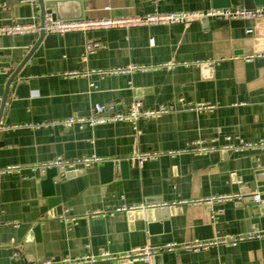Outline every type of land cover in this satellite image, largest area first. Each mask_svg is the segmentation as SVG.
Wrapping results in <instances>:
<instances>
[{
    "label": "crops",
    "instance_id": "obj_1",
    "mask_svg": "<svg viewBox=\"0 0 264 264\" xmlns=\"http://www.w3.org/2000/svg\"><path fill=\"white\" fill-rule=\"evenodd\" d=\"M228 1L227 8H245L243 0ZM81 6L82 19L61 20L217 8L213 0H82ZM32 14L39 20L40 11L29 0H0V26L22 24ZM75 15L76 11L63 16ZM34 42L33 35L0 37L1 88ZM46 44L7 89L0 118V168L41 165L60 156L66 160L96 156L105 162L125 161L127 166L122 172L116 165L107 176L100 171L104 163L75 174L57 173L54 198L59 205L52 209V198L43 196L40 185L44 172L4 176L0 264L88 257L95 262L80 264H118L99 256L148 244L162 248L167 243L264 231V215L249 216L240 193L254 171L264 170V152L217 150L237 140L264 138V58L246 59L264 49V18L74 32ZM87 45H92L90 52ZM129 66L147 69L110 72ZM178 100L184 105L179 109ZM133 101L140 102L142 110L169 104L175 111L139 119L135 125L128 121L5 130L8 125L89 117L95 106L105 107V116L125 113ZM202 103L213 109H195ZM198 142L215 150L197 156L183 152ZM147 151L165 154L139 166L132 155ZM234 194L241 198L211 206L203 203ZM164 205L172 207L165 227L161 220L144 219L145 213ZM139 206L145 209L114 212ZM98 211L106 215L88 217ZM72 218L76 223H70ZM156 256L153 264H264V239L199 251L165 250Z\"/></svg>",
    "mask_w": 264,
    "mask_h": 264
},
{
    "label": "built area",
    "instance_id": "obj_2",
    "mask_svg": "<svg viewBox=\"0 0 264 264\" xmlns=\"http://www.w3.org/2000/svg\"><path fill=\"white\" fill-rule=\"evenodd\" d=\"M31 5L35 0H29ZM264 18V5L260 7H255L253 9L247 8H227V9H217L211 8L207 11H176L173 13H152V14H142L137 16H130L125 18H108V19H98V20H74V21H64L60 19H53L51 15L47 14L44 17L43 23L40 24L38 18L32 14L26 22L22 24H9L5 26H0V37L6 36H23V35H34L43 30L46 34L49 35H64L74 32H89L91 30H108V29H129L134 27H150V26H176V25H187L194 23L195 21H201L203 19L211 21H220L228 23L229 21L234 20H256ZM250 33V30L246 31ZM92 45L86 46V51L90 52ZM263 59L264 51L256 55H251L246 57L247 60L251 59ZM245 59V60H246ZM147 67H136L129 66L126 69H117L111 70L110 72L114 73H132L135 71L143 72ZM1 101V99H0ZM184 106L181 104V101L178 100L177 107L178 109ZM186 106V105H185ZM109 110L112 107L108 108ZM195 109L199 111H209L212 106L208 104H197ZM173 109L169 104H161L154 110H142L140 102L133 101L127 107V112H112L109 116H105L106 109L103 106H95L93 108V114L89 117H76V118H67L59 121H48L42 122V124H25V125H8L5 127V130L8 129H40L42 127L50 126H63L64 128L70 129L76 125L79 127L83 125H88L93 127L94 125H103L110 122H131L135 125L139 119H156L161 117L164 114L173 113ZM237 144H231L217 149L221 153H234L241 154L248 151H262L264 152V138L258 139L255 141L244 142L242 140H237ZM215 148L206 147L202 143L198 142L197 144L191 145L187 148L185 153H188L193 156L197 155H206L209 152L214 151ZM165 153L147 151L146 153H137L132 155V159L137 162L139 166H142L147 161H154L159 157L163 156ZM170 155H174L172 152H168ZM105 160L99 157H78L74 160H66L64 158L57 157L53 161L43 163L41 165H9L5 168H0V180L4 176L16 175L19 177H24V171L28 170L31 173L45 172L48 169L55 168L57 173L61 176L67 174H75L80 170H86L93 167L95 164H103ZM254 195V201L258 202V194ZM239 195H228V196H217L215 198H209L204 200V204L215 205L222 204L226 202H232L233 200L240 199ZM139 209L144 210V206L132 207L127 209L125 207H119L114 210V212H128L130 210ZM113 214V213H110ZM106 215L104 212H96L88 215L91 219H96ZM77 219H70V223H76ZM251 239H264V231H252L247 234H240L236 236H222L216 237L213 240L208 241H193L187 244H176V243H167L162 248H154L149 244L141 247L132 248L130 251L120 253L118 255L110 256L107 253H102L99 256L100 260L108 261H125L128 264L133 262H143L144 264H153L154 257L159 252H165V250H177V249H188L192 251H199L200 249H206L211 246L216 245H230L234 246L238 242L242 241H251ZM81 262L94 263V257L83 258L80 260H73L69 258H64L63 260H54V259H45V261H32L25 264H80Z\"/></svg>",
    "mask_w": 264,
    "mask_h": 264
},
{
    "label": "water",
    "instance_id": "obj_3",
    "mask_svg": "<svg viewBox=\"0 0 264 264\" xmlns=\"http://www.w3.org/2000/svg\"><path fill=\"white\" fill-rule=\"evenodd\" d=\"M33 6H37L38 10L40 11L39 22L40 24L43 23L45 15L49 14L52 16L53 19H82V0H35L32 4ZM78 5V6H77ZM243 5L247 9H253L257 6L264 5V0H243ZM213 6L219 8H227L231 5L229 4L228 0H213ZM74 11L77 12V15L71 18H66L67 16H63L64 14H71ZM203 23H207L208 20H201ZM34 45L30 47L28 52L23 57L21 64L19 67L14 71V73L8 78L5 86L0 87V96H1V107H0V118L1 113L3 111L4 105L7 100V89L9 85L14 80V77L17 75L18 71L23 67L24 64L27 63L32 57L37 58L42 49L46 47V43L55 39L57 36L46 34L43 30L39 33L34 34ZM264 51V49H263ZM263 51H260L262 53ZM119 165L121 171H125L127 166L125 161H112V162H105L102 167H100V171L104 175H109L112 171L113 167ZM57 177V170L55 168L48 169L44 172L43 177L40 179L41 189L43 192V196H47L48 198H52L49 207L52 209L59 205V201L54 198V179ZM244 199L242 204L246 206V210L248 215L253 216L254 218H259L261 215H264V170H256L253 172V180L242 187L240 190ZM251 193L258 194V202L254 201V195ZM172 207H168L164 205V207H157L152 212H147L144 214V219L149 222H152V219H158L167 224L170 212ZM149 227L152 225L149 224ZM155 260L157 256L154 257ZM118 264H128L125 261H119Z\"/></svg>",
    "mask_w": 264,
    "mask_h": 264
}]
</instances>
